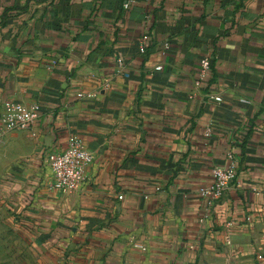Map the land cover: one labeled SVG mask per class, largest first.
<instances>
[{
    "label": "crops",
    "instance_id": "crops-1",
    "mask_svg": "<svg viewBox=\"0 0 264 264\" xmlns=\"http://www.w3.org/2000/svg\"><path fill=\"white\" fill-rule=\"evenodd\" d=\"M6 100L40 106L0 132V224L37 264H264V0H0ZM71 135L92 160L60 192L46 155Z\"/></svg>",
    "mask_w": 264,
    "mask_h": 264
},
{
    "label": "built area",
    "instance_id": "built-area-1",
    "mask_svg": "<svg viewBox=\"0 0 264 264\" xmlns=\"http://www.w3.org/2000/svg\"><path fill=\"white\" fill-rule=\"evenodd\" d=\"M126 2L124 7L127 8ZM118 64L122 62L118 60ZM162 69V65L155 67ZM211 71V57L206 55L199 59L197 76L194 85L198 88L202 82L209 77ZM107 86V84H106ZM79 97L91 98L93 94L79 92ZM215 101H221L219 95L210 97ZM40 115L38 103L25 105L23 103L6 100L3 103L0 116V132L8 131H30L34 122ZM208 130V129H207ZM227 164L215 166L212 169V182L198 187L197 193L205 200L207 209L217 204L227 189L233 184L236 178L237 161L232 151L227 152ZM92 155L83 146L76 135L69 136L67 146L61 151H50L46 155V165L52 176V188L60 192H72L85 178V167L91 162ZM264 184V183H263ZM159 189V188H157Z\"/></svg>",
    "mask_w": 264,
    "mask_h": 264
},
{
    "label": "rangeland",
    "instance_id": "rangeland-1",
    "mask_svg": "<svg viewBox=\"0 0 264 264\" xmlns=\"http://www.w3.org/2000/svg\"><path fill=\"white\" fill-rule=\"evenodd\" d=\"M0 264H37L27 240L0 224Z\"/></svg>",
    "mask_w": 264,
    "mask_h": 264
},
{
    "label": "trees",
    "instance_id": "trees-1",
    "mask_svg": "<svg viewBox=\"0 0 264 264\" xmlns=\"http://www.w3.org/2000/svg\"><path fill=\"white\" fill-rule=\"evenodd\" d=\"M211 72H212V61H211V71H210V75H211ZM210 75H209V77L205 81H207L210 78Z\"/></svg>",
    "mask_w": 264,
    "mask_h": 264
}]
</instances>
